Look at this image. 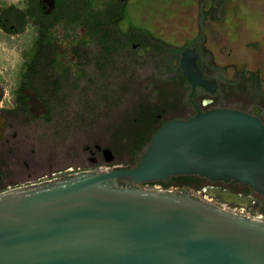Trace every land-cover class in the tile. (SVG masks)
<instances>
[{
  "label": "water",
  "instance_id": "95a60500",
  "mask_svg": "<svg viewBox=\"0 0 264 264\" xmlns=\"http://www.w3.org/2000/svg\"><path fill=\"white\" fill-rule=\"evenodd\" d=\"M197 60L195 49L182 51V76L192 91L213 92ZM177 176L233 180L264 194L263 125L232 110L198 113L162 126L133 169L84 170L0 192V264H264V221L186 190L140 187Z\"/></svg>",
  "mask_w": 264,
  "mask_h": 264
},
{
  "label": "rangeland",
  "instance_id": "374dc122",
  "mask_svg": "<svg viewBox=\"0 0 264 264\" xmlns=\"http://www.w3.org/2000/svg\"><path fill=\"white\" fill-rule=\"evenodd\" d=\"M6 1L21 4V0ZM124 14L120 29L124 33L131 30L136 49L129 46L120 50L118 58L102 71H96L90 64L91 56L86 55L81 56L82 65L78 60L60 64L62 92L50 115H38L37 109L30 112L25 134L28 147L23 155L9 162L19 169L12 168L15 173L9 170L7 188L2 191L84 170L127 168L122 138L135 130L137 121L150 118L149 108L158 104L169 109L168 117L180 114L178 98L170 87L159 95L164 87L157 82L155 69L160 59L158 43L167 50L198 44L204 62L216 65V77L221 83L237 76L249 79L255 74L264 90V0H126ZM52 34L69 49L72 43L79 42L81 31L63 23L55 26ZM22 54L23 46L0 44V70L16 71ZM88 77L97 81L86 89ZM221 95L226 106L244 105L247 101L243 88ZM33 96L37 101L36 94ZM97 147L108 149L113 160L107 163ZM140 187L164 189L149 184ZM167 189L187 190L195 198H202L192 189Z\"/></svg>",
  "mask_w": 264,
  "mask_h": 264
},
{
  "label": "flooded vegetation",
  "instance_id": "af4514ba",
  "mask_svg": "<svg viewBox=\"0 0 264 264\" xmlns=\"http://www.w3.org/2000/svg\"><path fill=\"white\" fill-rule=\"evenodd\" d=\"M57 5L58 0H55L54 9L49 11L43 0H21L20 5L0 0V44L23 46L22 62L18 69L16 71L0 70V192L7 188L9 170L15 173V170L19 169L15 165H9V162L13 157L23 155L24 149L28 147L25 134L29 128L30 110H41L42 112L40 113L39 111L38 114L41 115L45 109V102L40 98L36 101L33 95H35V88L38 91L40 89L42 93L45 92L46 56L49 54L57 58L59 64L52 71V74L59 77L62 76L58 73L60 64L65 65L68 60L76 61V55L71 54V52L77 43L73 44L71 42L72 45L67 49L61 39L40 37V34L46 28L47 20L56 11ZM30 33L34 37L31 38ZM37 43L39 44L40 65L39 80L36 86L34 82L31 85V76L25 68V63L30 56H33ZM137 46L134 42L130 44L133 49H136ZM186 49L196 50L198 54L197 65L202 72L203 79L208 82H214L209 85L213 92H208L200 87H196L192 91L190 84L186 80L184 81L185 85L184 82L177 83L176 89L180 114L175 117L166 115L160 118L158 116L159 123L155 124L154 127L158 128L160 123L164 121L171 122L179 119H189L198 113L214 110H232L245 113L257 118L264 127V90L262 89V81L259 76L257 81L252 78V74L249 79L237 76L231 82L221 83L216 77V65L205 63L201 50L197 51L196 48L191 47ZM237 88L246 90V104L224 105L225 100L221 94ZM168 110H165L166 114ZM96 150L98 153H103L104 149L99 148ZM89 153L93 155L92 151H89ZM90 161H93V159H90ZM16 163L19 162L17 161ZM12 168L16 169L13 170ZM189 177L190 184L178 183L173 187L192 189L201 195L202 198H199V200L204 203L264 221V194L256 191L253 187L233 180L211 182L208 179L197 176ZM164 189L167 188L164 187Z\"/></svg>",
  "mask_w": 264,
  "mask_h": 264
},
{
  "label": "trees",
  "instance_id": "16d2710c",
  "mask_svg": "<svg viewBox=\"0 0 264 264\" xmlns=\"http://www.w3.org/2000/svg\"><path fill=\"white\" fill-rule=\"evenodd\" d=\"M125 2L126 0H58L56 11L53 16L47 20L46 28L44 32L40 34V37L48 39L55 38L51 30L55 28L56 24L66 23L79 28L81 36L71 54L76 55V60H78L79 65H82L83 62V59H81L82 55L91 56V59L87 58V60L90 59V64L93 65L96 71H102L103 68L107 67V65L109 66L118 58L120 50L129 47L130 44L136 40V37L130 33L131 30L129 33H124L120 29V24L125 15ZM201 6V8L205 6L204 1H202ZM38 45V43L35 45L33 56H30L25 63V68L29 71L31 76V85L34 82L36 86L39 80L38 72L40 65ZM190 47L200 51V47L196 44L182 49L171 50H167L160 43L156 45L160 53L159 64L155 67L157 71V82L164 87L160 90L159 95L163 93L166 87H170L175 96L178 97L176 84L185 81L179 69V59L182 51ZM45 61V92L42 93L39 89V93L37 88H35L34 91L36 97L45 102L43 113L50 115L56 97L59 92H62L64 77L52 74V71L55 70L59 64L56 57H52L48 54ZM252 78L257 81L258 75L253 74ZM95 81H97V79H95ZM95 81L88 77L86 89L89 88V85L91 86L93 82L95 83ZM74 86L76 87V85ZM86 89L84 90L87 93L88 90ZM171 100L176 101V98L172 97ZM172 104L174 103L172 102ZM32 110L33 109H31L30 112H32ZM38 111H40V113L42 112L41 110ZM149 112L150 118L148 120L143 122L137 121L135 123V130L122 138V143L125 145V152L128 157V166L125 169H133L139 164L152 137L162 126L169 122L164 121L160 123L158 128H155V124L159 123L157 117L160 116V118H163L167 114L158 104L149 108ZM178 183L190 184V177L177 176L169 178L166 182H152L149 183V185H160L170 188Z\"/></svg>",
  "mask_w": 264,
  "mask_h": 264
}]
</instances>
